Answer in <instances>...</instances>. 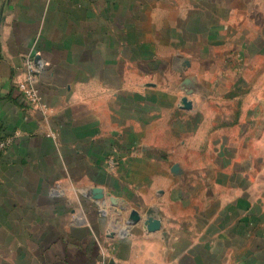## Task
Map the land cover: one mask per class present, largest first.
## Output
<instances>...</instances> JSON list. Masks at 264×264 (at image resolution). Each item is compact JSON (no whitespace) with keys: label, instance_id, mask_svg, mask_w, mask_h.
Segmentation results:
<instances>
[{"label":"crops","instance_id":"0c3cea01","mask_svg":"<svg viewBox=\"0 0 264 264\" xmlns=\"http://www.w3.org/2000/svg\"><path fill=\"white\" fill-rule=\"evenodd\" d=\"M0 136V264H264V0H0Z\"/></svg>","mask_w":264,"mask_h":264},{"label":"built area","instance_id":"2783aa9c","mask_svg":"<svg viewBox=\"0 0 264 264\" xmlns=\"http://www.w3.org/2000/svg\"><path fill=\"white\" fill-rule=\"evenodd\" d=\"M45 62L34 57H28L24 64L23 79L17 82L16 89L22 101L30 108H39L45 112V106L42 105L39 92L35 87V79L42 72ZM12 143L9 136H0V153L4 152ZM110 165H115L114 160H110Z\"/></svg>","mask_w":264,"mask_h":264},{"label":"water","instance_id":"95a60500","mask_svg":"<svg viewBox=\"0 0 264 264\" xmlns=\"http://www.w3.org/2000/svg\"><path fill=\"white\" fill-rule=\"evenodd\" d=\"M115 201L116 200H114V202ZM130 217L133 219V221H138L139 220V215H138V213L135 210H132L130 212ZM155 225L158 226L159 225L158 222H155Z\"/></svg>","mask_w":264,"mask_h":264}]
</instances>
